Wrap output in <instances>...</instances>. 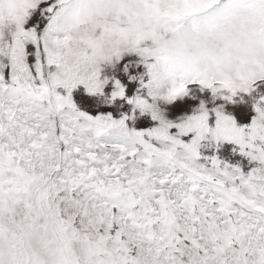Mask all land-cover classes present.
I'll return each mask as SVG.
<instances>
[{"label": "snow or ice", "instance_id": "1", "mask_svg": "<svg viewBox=\"0 0 264 264\" xmlns=\"http://www.w3.org/2000/svg\"><path fill=\"white\" fill-rule=\"evenodd\" d=\"M0 264H264V0H0Z\"/></svg>", "mask_w": 264, "mask_h": 264}]
</instances>
